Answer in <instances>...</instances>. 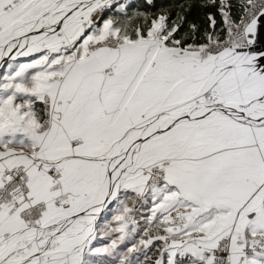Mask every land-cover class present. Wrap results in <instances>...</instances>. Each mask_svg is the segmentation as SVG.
<instances>
[{"label": "snow or ice", "instance_id": "snow-or-ice-1", "mask_svg": "<svg viewBox=\"0 0 264 264\" xmlns=\"http://www.w3.org/2000/svg\"><path fill=\"white\" fill-rule=\"evenodd\" d=\"M0 264H264V0H0Z\"/></svg>", "mask_w": 264, "mask_h": 264}]
</instances>
